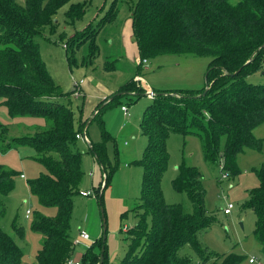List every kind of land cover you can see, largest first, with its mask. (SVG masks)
Masks as SVG:
<instances>
[{"label": "trees", "instance_id": "16d2710c", "mask_svg": "<svg viewBox=\"0 0 264 264\" xmlns=\"http://www.w3.org/2000/svg\"><path fill=\"white\" fill-rule=\"evenodd\" d=\"M72 1L25 0L21 6L16 0H0V105L6 107L10 118L40 119L35 133L14 138V145L6 144V149H33L44 172L28 181L30 193L40 206L56 209L52 217L35 214L31 223V229L42 236L36 264H65L71 259L72 197L80 191L84 177L83 155L76 139L83 125L75 130L69 108L73 91L62 92L51 79L34 40L54 25L58 11L68 4L64 13L67 24L74 26L82 20L87 2ZM117 3L112 2L101 25L116 16ZM130 5L132 36L141 61L161 55L206 57L210 61L204 95L205 87L200 91L154 92L141 119L147 146L137 161L144 170L141 198L135 207L138 220L126 233L130 243L117 264H191L189 258L178 255L186 245L205 264L212 257L200 244L198 233L213 225L215 218L206 213L202 174L183 161L172 186L187 196L191 211L186 212L180 204H167L160 187L168 162L166 142L174 133L197 137L204 161L221 166V175L230 179L239 175L237 156L244 149L259 150L260 142L252 132L264 123V84L252 85L247 77L264 72V0H132ZM90 35L82 33L83 42H68V58L88 42L82 63H92L98 48ZM104 69L114 70L109 65ZM132 78L108 103L103 100L97 105L93 119L119 96H144V89ZM89 150L104 165V144L89 143ZM253 172L258 185L247 193L243 207L253 211V236L264 248V166ZM16 174L0 165L1 197L13 190ZM108 180L106 175V183ZM97 198L102 200V192ZM101 246L102 242L98 253L91 246L81 264H98ZM104 256L103 252L101 264L106 262ZM22 257L21 248L0 228V264H21ZM244 259L231 253L215 257L211 264H243Z\"/></svg>", "mask_w": 264, "mask_h": 264}, {"label": "rangeland", "instance_id": "374dc122", "mask_svg": "<svg viewBox=\"0 0 264 264\" xmlns=\"http://www.w3.org/2000/svg\"><path fill=\"white\" fill-rule=\"evenodd\" d=\"M113 1L73 0L72 3L87 2L82 20L74 26L67 24L64 13L68 4L58 11L54 25L46 27L42 35L34 39L40 59L62 92H71L74 81H83V97L73 98L69 104L75 130H81L83 125L87 139L76 138L77 147L83 155L84 177L80 191L72 197L70 238L73 240L83 231L89 234L90 242L74 245L71 257L73 260L82 258L91 246L98 253L102 242L105 264H117L124 257L130 243L126 233L138 220L135 207L141 198L144 170L137 161L142 158L147 146L140 122L152 101L147 96H119L93 119L97 105L102 100L104 104L108 103L112 99L109 97L127 79L126 82L137 74L141 81H136L134 77L132 79L144 92L146 87L153 93L200 91L206 86L210 61L206 57L161 55L148 58L147 63L139 68L140 58L132 36L129 11L132 0H118L116 16L104 25L100 23ZM16 2L21 6L25 4V0ZM88 32L90 37L95 38L98 53L90 65H83L82 59L89 43L75 50L73 58H68L71 55L68 42L80 40L82 33ZM106 65L114 70L106 71ZM247 82L252 85L264 84V72L247 77ZM123 106L127 107L126 114L121 111ZM39 122L40 119L36 118H10L6 107L0 105V165L17 173L13 190L4 197L0 196V228L23 251L21 264H36L35 256L41 248L42 236L31 229L35 214L52 217L56 209L40 206L30 193L28 181L44 172L34 159L37 155L33 149L27 146L6 149V144L13 146L14 138L32 135L38 130ZM103 132L107 135L105 138ZM252 134L260 142V148L244 149L237 156L239 175L232 179L221 177V166L204 161L202 144L197 137L174 133L167 139L168 162L160 183L164 201L167 204H180L186 212H190L191 204L187 196L175 191L172 181L183 161L202 174L206 213L215 218L213 225L198 233L200 244L212 257L205 264H211L217 256L231 253L245 257L243 264H249V258L255 259L254 264H264L262 247L253 236L255 215L252 210L243 207L248 202L247 193L258 185L253 170L264 166V123L255 128ZM89 143L104 144V165L96 161L89 150ZM19 174L24 178H20ZM106 175L109 176L107 183ZM83 191H89L91 195L83 196ZM99 192H102L100 202L97 198ZM226 204L233 206L229 215L223 214ZM26 211L30 213L27 217ZM102 236L104 239L100 240ZM178 255L189 258L191 264H203L187 245L179 250Z\"/></svg>", "mask_w": 264, "mask_h": 264}, {"label": "built area", "instance_id": "2783aa9c", "mask_svg": "<svg viewBox=\"0 0 264 264\" xmlns=\"http://www.w3.org/2000/svg\"><path fill=\"white\" fill-rule=\"evenodd\" d=\"M146 63H147L146 60H142V61L138 60V65L141 64V66H142L143 64H146ZM135 80L136 81H141V79L139 77H136ZM82 83H83L82 80H79L77 82L74 81L73 90H72L73 91L72 92V96L73 97L78 98L79 96H81L80 86H81ZM145 92H146V96L147 97H149L151 99L154 98V93L151 90H147V91L145 90ZM121 111L124 114H126L127 113V107L126 106L121 107ZM76 138H78V139L82 138L84 141H86L87 139L85 137V130H83L82 134L81 133L77 134ZM221 177H227V176H226V174H224V175L222 174ZM20 178H24V176L20 175ZM82 195L87 197V196L91 195V192H89V191L84 192L83 191ZM232 209H233V206L231 204H226L225 208L223 209V214L229 215L231 213ZM29 214H30L29 211H26V217ZM81 242H90V236H89V234L87 232H83V231L79 232L78 235L72 240V246L74 247V245H76L78 243H81ZM248 263L249 264H254L255 263V259L254 258H249L248 259ZM65 264H81V262L80 261H74V260L70 259V260L66 261Z\"/></svg>", "mask_w": 264, "mask_h": 264}, {"label": "crops", "instance_id": "0c3cea01", "mask_svg": "<svg viewBox=\"0 0 264 264\" xmlns=\"http://www.w3.org/2000/svg\"><path fill=\"white\" fill-rule=\"evenodd\" d=\"M137 52H138V51H137ZM136 76H137V77H139V75H138V74H137V75H135V76L133 75L132 77H134V79H135V78H136ZM140 77H141V76H140ZM130 78H131V77H130ZM127 80H128V79H127ZM127 80H126V81H127ZM126 81H125V83H126ZM125 83H124V84H125ZM82 84H83V83H82ZM82 84H81V85H82ZM145 89H146V91H147V90H150V89H149V88H147V87H146ZM72 90H73V89H72ZM80 91H81V86H80ZM152 92H153V91H152ZM82 97H83V93H82V91H81V96H79L78 98H82ZM73 98H75V97H73V96H72V99H73ZM102 101H103V100H102ZM92 117H93V116H92ZM83 130H84V127L82 128V130H81V131H83ZM81 134H82V132H81ZM20 175H22V174H20ZM71 260H73V259H72V257H71ZM74 261H81V258H80V259H74Z\"/></svg>", "mask_w": 264, "mask_h": 264}, {"label": "water", "instance_id": "95a60500", "mask_svg": "<svg viewBox=\"0 0 264 264\" xmlns=\"http://www.w3.org/2000/svg\"><path fill=\"white\" fill-rule=\"evenodd\" d=\"M234 75H235V74H234ZM231 76H232V75H231ZM206 90H207V89H205V91L203 92V95L206 93ZM144 96H146V93L144 94ZM154 96H155V93H154ZM102 239H104V236H102ZM103 251H104V248H103V246H102V247H101V254H100V261H99L98 264H101V263H102V260H103ZM261 252H262V254L264 255V248H262Z\"/></svg>", "mask_w": 264, "mask_h": 264}]
</instances>
